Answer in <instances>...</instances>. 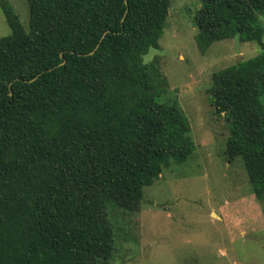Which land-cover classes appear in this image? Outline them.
<instances>
[{
	"label": "trees",
	"instance_id": "1",
	"mask_svg": "<svg viewBox=\"0 0 264 264\" xmlns=\"http://www.w3.org/2000/svg\"><path fill=\"white\" fill-rule=\"evenodd\" d=\"M28 30L0 10V264H111L106 209L139 211L144 188L194 152L158 59L171 0H26ZM197 48L237 38L261 52L207 90L264 201V0H199ZM64 61V64L62 65Z\"/></svg>",
	"mask_w": 264,
	"mask_h": 264
},
{
	"label": "rangeland",
	"instance_id": "2",
	"mask_svg": "<svg viewBox=\"0 0 264 264\" xmlns=\"http://www.w3.org/2000/svg\"><path fill=\"white\" fill-rule=\"evenodd\" d=\"M8 1L27 31V1ZM200 6L199 0H171L159 49L143 57L145 63L158 59L168 83L162 100L183 112L194 152L144 188L135 214L107 207L115 237L111 264H264V201L252 194L242 160L225 161L228 126L207 94L213 73L261 50L234 38L202 54L195 25ZM257 16L264 30V15ZM9 33L0 10V38Z\"/></svg>",
	"mask_w": 264,
	"mask_h": 264
},
{
	"label": "water",
	"instance_id": "3",
	"mask_svg": "<svg viewBox=\"0 0 264 264\" xmlns=\"http://www.w3.org/2000/svg\"><path fill=\"white\" fill-rule=\"evenodd\" d=\"M64 64V61H63V63H62V65Z\"/></svg>",
	"mask_w": 264,
	"mask_h": 264
}]
</instances>
